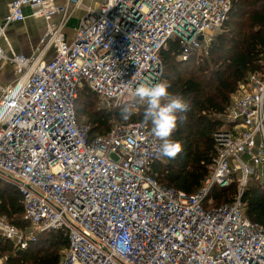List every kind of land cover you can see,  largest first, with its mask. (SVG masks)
<instances>
[{
  "label": "built area",
  "instance_id": "obj_1",
  "mask_svg": "<svg viewBox=\"0 0 264 264\" xmlns=\"http://www.w3.org/2000/svg\"><path fill=\"white\" fill-rule=\"evenodd\" d=\"M231 8V0H12L0 23V71L11 63L17 75L0 85V180L23 195L32 229L0 215V237L26 249L39 232L63 231L61 264H264V226L242 200L249 181L264 178V73L222 115L212 171L192 195L154 177L162 156L150 126L116 124L91 138L76 109L84 85L108 105H138L134 89L160 81L168 41L207 47ZM28 16L46 22L40 43L30 55L8 53L9 25ZM239 171L232 202L207 207L212 189Z\"/></svg>",
  "mask_w": 264,
  "mask_h": 264
},
{
  "label": "trees",
  "instance_id": "obj_2",
  "mask_svg": "<svg viewBox=\"0 0 264 264\" xmlns=\"http://www.w3.org/2000/svg\"><path fill=\"white\" fill-rule=\"evenodd\" d=\"M231 2L222 31L207 47L195 49L174 36L161 51L160 81H169V91L183 96L189 110L177 113L182 119L178 120V129L172 135V139L181 142V153L175 159L162 156L154 163L152 173L160 184L188 195L195 194L212 171L217 154L215 135L225 126L222 115L231 105L233 96L248 83L252 74L264 73V0ZM100 100L88 85L79 91L78 118L89 127L91 138L105 135L117 121L144 124L146 104L129 103L108 109L99 105ZM124 107L133 112L128 121L120 117ZM238 192L239 180L235 173L230 185L212 189L209 196L212 204L206 203V206L230 203ZM242 200L245 215L264 226V178L251 179ZM0 215L24 231L32 229L25 219L23 195L14 185L2 180ZM67 246L68 237L60 230L39 232L37 241L26 249L0 237V259L3 264H61Z\"/></svg>",
  "mask_w": 264,
  "mask_h": 264
},
{
  "label": "clouds",
  "instance_id": "obj_3",
  "mask_svg": "<svg viewBox=\"0 0 264 264\" xmlns=\"http://www.w3.org/2000/svg\"><path fill=\"white\" fill-rule=\"evenodd\" d=\"M169 81L140 83L134 89V95L139 102L145 103L143 123L151 128V132L159 141V152L163 157L175 159L182 151V144L172 139L173 133L178 129V120L182 119L177 113H186L189 104L180 94L169 91ZM133 112L131 108L121 109L120 117L128 121Z\"/></svg>",
  "mask_w": 264,
  "mask_h": 264
},
{
  "label": "crops",
  "instance_id": "obj_4",
  "mask_svg": "<svg viewBox=\"0 0 264 264\" xmlns=\"http://www.w3.org/2000/svg\"><path fill=\"white\" fill-rule=\"evenodd\" d=\"M59 3L65 0H57ZM95 1L101 0H84L86 4H94ZM12 0H0V23L4 21L9 12V5ZM83 11L80 9L76 12V16L80 17ZM46 30V22L44 19H36L27 17L22 22H16L9 25L7 35L2 41L4 49L8 53H24L30 55L36 46L40 43L41 37ZM75 30L66 28V34L69 39L74 36ZM53 50L49 51L47 58L53 55ZM17 75L15 67L11 63H6L0 71V85H7L16 79ZM238 95L235 94L233 98Z\"/></svg>",
  "mask_w": 264,
  "mask_h": 264
},
{
  "label": "rangeland",
  "instance_id": "obj_5",
  "mask_svg": "<svg viewBox=\"0 0 264 264\" xmlns=\"http://www.w3.org/2000/svg\"><path fill=\"white\" fill-rule=\"evenodd\" d=\"M79 24H80V18H79L78 16L75 15V16H73V17L71 18V20L68 22V24H67V28H68V29L76 30V29L79 27ZM199 49H202V46H201ZM140 103H142V102H139L138 105H140ZM126 104H129V103H126ZM99 105H100V106H103V107H106V108H108V109H110V108L113 107V106L108 105L107 103H105L103 100H100V101H99ZM120 122H121V121L114 122V125H116V124H122V123H120ZM114 125H113V126H114ZM113 126H112V127H113ZM241 175H242V171L237 172V178H240ZM212 201H213V200H212Z\"/></svg>",
  "mask_w": 264,
  "mask_h": 264
},
{
  "label": "water",
  "instance_id": "obj_6",
  "mask_svg": "<svg viewBox=\"0 0 264 264\" xmlns=\"http://www.w3.org/2000/svg\"><path fill=\"white\" fill-rule=\"evenodd\" d=\"M191 34L188 35L187 37L190 38ZM200 39L202 40L203 39V36H200Z\"/></svg>",
  "mask_w": 264,
  "mask_h": 264
}]
</instances>
